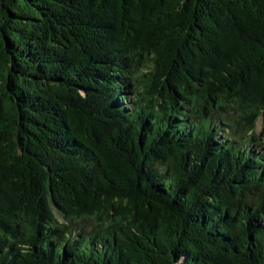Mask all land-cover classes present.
I'll use <instances>...</instances> for the list:
<instances>
[{
  "label": "trees",
  "instance_id": "1",
  "mask_svg": "<svg viewBox=\"0 0 264 264\" xmlns=\"http://www.w3.org/2000/svg\"><path fill=\"white\" fill-rule=\"evenodd\" d=\"M0 264H264V0H0Z\"/></svg>",
  "mask_w": 264,
  "mask_h": 264
},
{
  "label": "rangeland",
  "instance_id": "2",
  "mask_svg": "<svg viewBox=\"0 0 264 264\" xmlns=\"http://www.w3.org/2000/svg\"><path fill=\"white\" fill-rule=\"evenodd\" d=\"M261 128H262V120H261V118H259L257 121V131H260ZM84 224H85V226L90 228L94 225V221L93 220H87L84 222Z\"/></svg>",
  "mask_w": 264,
  "mask_h": 264
}]
</instances>
